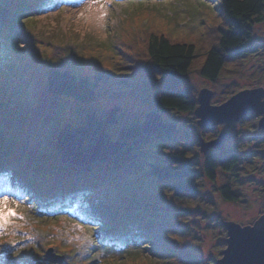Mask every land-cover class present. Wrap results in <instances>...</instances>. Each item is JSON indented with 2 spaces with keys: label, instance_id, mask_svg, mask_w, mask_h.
I'll return each mask as SVG.
<instances>
[{
  "label": "rangeland",
  "instance_id": "rangeland-1",
  "mask_svg": "<svg viewBox=\"0 0 264 264\" xmlns=\"http://www.w3.org/2000/svg\"><path fill=\"white\" fill-rule=\"evenodd\" d=\"M30 2L35 4L33 0L21 3L16 0L0 1V11H8L0 17V167L12 168L13 175L19 172L35 177L32 170L25 169L32 165L40 168L39 172L55 164L75 168V165L61 163L56 156V135L65 124H69L73 130L82 123L83 113L91 110L96 112L97 117L104 118L106 112L116 108V124L110 127L117 126L121 120L138 125L147 113L155 112L164 123L174 124L175 134H183L185 127L193 123V117L155 108L152 91L160 87L158 79L149 83L152 89L143 92L140 98L101 92L87 105L71 97L50 95L45 90V75L50 69H65L75 76L91 77L101 70L109 71L110 75L112 70L125 65L129 59L138 66L145 65L141 59L145 60V40L149 34H163L169 40L194 46L191 71L176 84V88L184 90L194 100L202 88L212 91L210 103L213 105L224 102L236 91L258 86L264 88V11L262 21L252 27L251 35L244 44L251 52L227 61L217 79L212 82L201 79L194 67L201 62L210 47L217 46L218 32L226 30L220 0H36L40 9L35 8L32 14L21 16L13 12L14 7L18 11L23 4L29 3L34 7ZM100 4H104L103 9ZM5 28H8L9 36L3 34ZM4 36H7L5 40ZM93 80L98 90L109 84L103 83L102 77ZM38 89L44 94H39L36 99ZM35 99L40 101L37 103ZM256 121L253 117L244 121L245 124L238 125L233 129L231 140L225 144L238 154V164L230 172H216L213 183L201 178L193 205L186 200L180 202L186 205L169 208L180 211L182 215L179 217H188L187 223L182 225L181 239L176 240L174 248L178 260L192 257L199 258L201 264H215L221 255L219 248L223 247V243L220 240L226 231L221 221L249 225L264 210V137L259 140L261 137L252 134L255 132L241 130L244 125H254ZM113 133L110 129L107 133L109 139ZM194 135L190 134V139H195ZM175 139V142L174 138L169 139L166 144L187 151L188 161L198 163L199 171L204 155L192 149L193 145L188 144L189 139ZM47 140L49 146L43 144ZM4 142L9 144L5 145ZM22 157L28 158L30 162L23 161ZM17 160L24 162L19 168L15 163ZM12 178L7 179L6 174L5 179L0 180V193L8 194L10 201H17L18 208L11 203L10 206L25 218L15 220L9 226L8 234L0 236V240L17 239L20 236L24 240L36 237L40 241L42 253L51 245L59 254L58 244L70 243L78 252L92 244L94 239L90 237L80 242L79 239L87 234H82L75 227L79 221L72 223L68 219L69 215L61 214L54 218L47 213H39L37 204L29 202L27 192L18 189ZM10 180L11 183H7ZM224 184L232 188L239 197L238 202L221 198L218 188ZM135 187L127 185V182L119 185L109 182L98 191V197L102 196L105 200L102 205L108 207L110 212L114 210L120 214L118 218L126 210L133 213L139 208L141 213L137 216L141 221L149 220L148 214H153L155 210L175 205L165 187L145 186L142 189L139 186L137 190ZM152 189L155 191L151 192ZM140 190H143L141 195ZM157 214L163 221V215L169 213L161 211ZM12 232H15L14 236ZM88 232L92 236L95 233L89 229ZM162 233L158 234L161 238ZM164 244L165 240L162 243L157 241L154 246L167 251ZM179 245L195 247L189 252ZM128 248L132 250L129 251L131 254L141 258L153 253L149 251L151 246ZM99 252L97 264H147L144 258L126 260L116 251L105 252L101 249ZM164 260L160 259L155 264H165Z\"/></svg>",
  "mask_w": 264,
  "mask_h": 264
},
{
  "label": "trees",
  "instance_id": "trees-1",
  "mask_svg": "<svg viewBox=\"0 0 264 264\" xmlns=\"http://www.w3.org/2000/svg\"><path fill=\"white\" fill-rule=\"evenodd\" d=\"M16 1L20 2L21 0ZM25 8L29 10L30 7L26 4V6H21L18 11L15 7L12 10L21 15ZM220 8L226 30L218 32L217 46L210 47L201 62L195 66L196 68L194 67L201 79L212 82L217 79L227 61L251 52L244 44L251 35L252 27L263 19L264 0H220ZM3 34H8L6 28ZM0 37L2 36L0 35ZM6 37L3 38L6 39ZM193 55L194 46L192 44L169 40L163 34H149L145 40V60L141 59L145 65H141L142 67L129 59L126 61L127 64L124 61L125 65L112 70L111 76L109 71L101 70L95 72L91 77L75 76L65 69H50L45 75V90L50 95L71 97L76 102L87 105L94 101L101 92L113 93L115 96L126 95L140 98L143 92L152 89L149 83L158 79L160 87L152 91L155 108L173 110L177 114H189L194 117L193 110L197 106L195 100L184 90L176 88L180 79L191 71ZM99 77L104 78L103 83H109L100 90H98L97 84L95 86L93 80ZM38 90L36 99L39 94H44V92H40V89ZM36 99L35 102L38 103L40 100ZM54 114L55 112L51 115ZM83 114L82 123L73 128L77 135L84 142H87L97 133L101 131L108 133L111 129V133H114L110 139L123 143V147L117 156L110 157L98 164L78 168L55 164V166L39 172L40 168L38 169L33 165L29 166L31 170L35 171V177L28 173L19 172L13 175L12 168L0 167V180H4L6 174L7 179L13 177L12 180L17 183V188L27 192L30 200L42 204L44 209L47 206L51 207L50 209H56L55 215L57 217H60L61 214H67L72 223L74 221L83 222L84 224L80 225L85 229L82 234H87L88 229L93 231L104 230L105 237L95 240V234L91 235L90 238L94 239L92 244L86 245L84 250L79 252L75 251L70 243H66L68 246L58 244L57 249L61 251L60 254L65 253L66 256L64 264H97L101 249L105 252L116 251L123 257L122 259L126 258V260L144 258L143 261L147 264H155L160 259H165V264H201L199 258L177 259L174 252L177 245L176 240L181 239L182 225L187 223L188 217H179L182 215L180 211L169 208L186 205L180 204L181 201L186 200H189L190 205H193L195 196L198 194L200 179L205 178L213 183L217 176L216 172L220 174L230 172L239 161L236 151L223 149L219 152L212 150L211 153H206L199 173V164L188 161L187 151H181L166 144L169 139L174 138L175 142V137L180 136L175 134L176 130L168 136L145 137L139 130V124L121 120L118 121L117 126L110 127L103 118L96 116L94 110ZM218 132H211V138H215ZM186 134L184 133L183 138L179 141L189 139L188 144L193 145L192 149L200 152L199 142L203 139H198V135L195 133V139L192 140L190 134L193 132L189 131ZM43 144L49 146L50 142L47 140ZM22 158H24L23 161L30 162L28 158ZM23 161L17 160L15 162L17 168L24 163ZM0 163L2 164V162ZM109 182L116 185L127 182V185H135L136 190L139 189V186L142 189L145 186L165 187L175 205L166 206L162 210H155L156 212L153 214H148L149 220L144 221H141L137 216L141 213L139 208L133 210V213L126 210V213L120 218H118L120 214L115 213L114 210L110 212L108 207L95 211L99 206L94 203L91 196L98 194V191ZM7 183H11V180ZM148 191L150 192V190ZM218 191L221 198L226 201H239V197L228 184L221 185ZM139 192L141 195L143 190ZM150 195L148 193L149 197ZM148 196L145 195V197ZM100 197L101 202L103 198ZM83 202H86L91 209L80 210V204ZM76 203L78 204L77 207L75 206ZM161 211L169 213L163 215V221H161L162 218H158L157 214H160ZM56 216L53 217L56 218ZM88 223L95 228L86 226ZM160 231L163 232V238L158 236ZM225 238L226 231L220 241L223 243ZM14 240H16V244H9L7 243L8 240H0V264H46L41 261V255L37 252V249L42 252L39 249L41 246H39L40 241L37 238L34 237L29 243L24 241L23 236ZM163 240L166 241L163 246L167 248V251L159 250L154 246L157 241L162 243ZM196 240L198 241L197 237ZM128 246L135 249L151 246L149 251L153 253L147 254L150 257L146 255L141 258V256L131 254L132 250ZM179 246L182 249L185 248V245ZM48 247L52 248L51 245ZM194 247L185 249L190 252ZM171 249L173 250L171 251ZM222 249L224 248H219V252Z\"/></svg>",
  "mask_w": 264,
  "mask_h": 264
},
{
  "label": "water",
  "instance_id": "water-1",
  "mask_svg": "<svg viewBox=\"0 0 264 264\" xmlns=\"http://www.w3.org/2000/svg\"><path fill=\"white\" fill-rule=\"evenodd\" d=\"M1 14L0 12V16ZM211 97L212 91L206 88L200 89L197 93V106L193 110V115L197 119L196 126L204 128L230 125L251 114L261 116L257 123L259 129L264 126V89L262 87L240 90L217 105L210 104ZM117 111L114 108L104 114L103 119L108 125L116 124ZM139 130L145 137L170 135L175 131V126L164 123L159 114L149 112L144 116ZM230 137V134L221 132L213 140L208 142L201 140L200 153L205 154L208 149L221 150ZM4 144L9 143L4 142ZM122 146L121 142L111 141L104 131L97 133L85 143L69 124H65L56 135L54 149L61 163L82 167L117 156ZM262 214L251 225L246 226L221 221V225L226 229L225 248L221 251L220 257L215 260V264H264V210ZM43 259L52 264H61L63 261V257L55 255L52 249L45 252Z\"/></svg>",
  "mask_w": 264,
  "mask_h": 264
},
{
  "label": "flooded vegetation",
  "instance_id": "flooded-vegetation-1",
  "mask_svg": "<svg viewBox=\"0 0 264 264\" xmlns=\"http://www.w3.org/2000/svg\"><path fill=\"white\" fill-rule=\"evenodd\" d=\"M255 118V119H257V121L256 122H254V125H252V123H249V125H244L243 127H241V130H243V131H247V130H250L251 132L253 131V132H255V133H252L254 136H256V137H261L259 140H262V138L264 137V127H262V128H257V122H258V120L261 118V116H259V115H256V114H251V115H248V116H245V117H242L240 120H238L237 122H235V123H233V124H230V125H227V124H225V125H219V126H216V127H205V128H200V127H198V126H196V118H192L193 119V123L192 124H189V125H187L186 127H185V131L183 132V134H181V133H177L178 135H180V136H178L179 137V139H181V138H183V135H184V133L186 134L187 132H193V133H196L198 136V139H203L204 141H210V140H212V139H214V137L213 138H211V134L213 133V132H216V130L218 129V131L219 132H226V133H228V134H230V139H228L226 142H228V141H230L231 140V138H232V136L234 135L233 134V129H235L238 125H240L241 123H243L244 121H246V120H249V118H250V120L252 119V118ZM246 122H244V124H245ZM220 129V130H219ZM232 130V133H230V131ZM212 132V133H211ZM187 135V134H186ZM217 135V134H216ZM177 137V138H178ZM264 140V139H263ZM226 142H225V144H226ZM224 144V147H223V149H225V150H233V151H235L232 147H230V146H226ZM235 149H237L238 150V148H237V146H235L234 147ZM222 149V150H223ZM212 152V150H208V152L207 153H211ZM263 209H264V207H263ZM263 212V211H262ZM261 212V213H262ZM260 215V214H259ZM252 223V222H251ZM251 223H249V225L251 224ZM225 239H223V241H224ZM223 248H225V244H223Z\"/></svg>",
  "mask_w": 264,
  "mask_h": 264
},
{
  "label": "snow or ice",
  "instance_id": "snow-or-ice-1",
  "mask_svg": "<svg viewBox=\"0 0 264 264\" xmlns=\"http://www.w3.org/2000/svg\"><path fill=\"white\" fill-rule=\"evenodd\" d=\"M96 2H99V0H96ZM101 9L104 8V4H100ZM25 23H29V21H25ZM10 203L13 205H16V207H19V204L15 200H11L9 198L8 194L0 193V236L8 234V229L11 224L14 223L15 220H23L25 217L18 213L15 208L10 206ZM76 228H78L81 232H84L85 229L81 227L80 225H76ZM11 235H15V232H12ZM91 236V232H88L87 235L80 240L81 243L84 242V239H88ZM9 244H16V240L10 239L7 241ZM37 252L40 255H44V253L39 252L37 249ZM59 253H57L58 255Z\"/></svg>",
  "mask_w": 264,
  "mask_h": 264
},
{
  "label": "bare ground",
  "instance_id": "bare-ground-1",
  "mask_svg": "<svg viewBox=\"0 0 264 264\" xmlns=\"http://www.w3.org/2000/svg\"><path fill=\"white\" fill-rule=\"evenodd\" d=\"M264 199V198H263ZM259 213V212H258ZM263 213V212H262ZM261 212H260V215L259 216H257V217H260L261 215H263Z\"/></svg>",
  "mask_w": 264,
  "mask_h": 264
}]
</instances>
